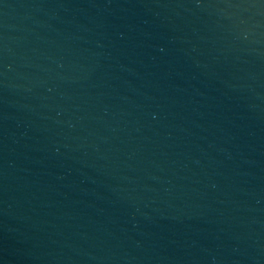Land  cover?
<instances>
[{
    "label": "water",
    "instance_id": "water-1",
    "mask_svg": "<svg viewBox=\"0 0 264 264\" xmlns=\"http://www.w3.org/2000/svg\"><path fill=\"white\" fill-rule=\"evenodd\" d=\"M0 264H264V0H0Z\"/></svg>",
    "mask_w": 264,
    "mask_h": 264
}]
</instances>
